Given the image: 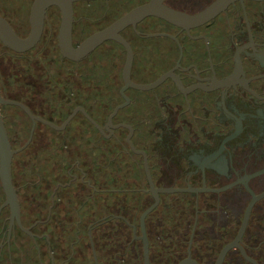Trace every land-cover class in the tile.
<instances>
[{"label":"flooded vegetation","instance_id":"1","mask_svg":"<svg viewBox=\"0 0 264 264\" xmlns=\"http://www.w3.org/2000/svg\"><path fill=\"white\" fill-rule=\"evenodd\" d=\"M152 1L196 14L216 0H64L46 7L32 47L0 40V95L14 102L0 114L27 229L0 179V264H146L150 182L172 190L144 219L149 264H217L226 247L220 264H264V0L187 27L149 14L80 54ZM34 2L0 0L20 38ZM112 221L125 237L102 248L98 229ZM162 226L167 247L153 255Z\"/></svg>","mask_w":264,"mask_h":264},{"label":"water","instance_id":"2","mask_svg":"<svg viewBox=\"0 0 264 264\" xmlns=\"http://www.w3.org/2000/svg\"><path fill=\"white\" fill-rule=\"evenodd\" d=\"M234 0H216L204 10L196 13V14H187L184 12L176 11L174 9L168 8L167 6L162 5L160 2L152 1L148 4L141 5L127 13L109 28L91 36L88 38L80 47V54L84 55L92 48H94L100 41L103 39L110 37L113 35V32L120 29L124 25L129 23H134L135 21L140 20L142 17L149 15V14H156L166 18L167 20L174 22L179 25L184 26H193L203 24L213 17H215L219 12L224 10L230 3ZM64 0H35L32 13H31V22L33 25L32 31L27 38H20L11 25L7 22L6 19L0 16V40L8 47L15 49V50H24L32 47L39 39L42 26H43V17L45 9L50 4H58ZM71 4V3H70ZM69 4V5H70ZM69 17H71V13H67ZM0 103H14L8 100H5L0 95ZM15 151L11 148V144L9 141V137L7 134V130L4 125V121L2 115L0 114V179L4 188V192L6 194V200L3 206L10 205L12 213L11 219L17 220L19 226L27 232V229H24L21 220H20V209H19V202L15 192V189L12 185V178H11V164L12 158ZM152 193L154 196L155 202L150 206L142 215L141 217V226L143 229V236L144 239V251H145V263L149 264V247H148V240L145 235V227H144V219L146 215L157 205L159 201V193L164 191H171L172 189H157L154 187L153 183L150 182ZM255 198L250 203L249 207H251L254 202ZM247 222V216L244 220L242 228L239 232L237 237L240 238L244 232V228ZM228 247H226L219 259L218 263L223 259L224 254Z\"/></svg>","mask_w":264,"mask_h":264},{"label":"trees","instance_id":"3","mask_svg":"<svg viewBox=\"0 0 264 264\" xmlns=\"http://www.w3.org/2000/svg\"><path fill=\"white\" fill-rule=\"evenodd\" d=\"M7 1V0H6ZM114 226L112 227V229H106V228H103V229H98V233H97V239H99L101 241V243L99 244L102 248H105L103 247L105 245L104 241L108 238L110 239H123L125 236H123V231L121 229H119L117 231L116 227L117 224L115 221H112L111 222ZM153 225V222L152 223H149L148 226L149 228H151ZM111 227V226H110ZM108 231L112 234L111 237L107 236L108 234ZM168 231L166 230V228H164V226H162L159 231L157 232V234H152L153 235V240L151 241L152 243V250H151V253L154 255L157 253V251L161 250V249H164L167 247L166 245H164L163 243H161V241L164 239V235L167 233ZM80 236L81 238L86 242V239L88 238L87 237V231L82 228L81 231H80ZM19 238H29L27 237L24 233H19L18 235ZM168 238V237H167ZM30 239V238H29ZM32 244V243H31ZM86 254H90V252L88 250L85 251ZM31 253L27 254V253H21V261H24L25 263L29 262V261H32V260H35L36 258H38V253H33L32 255H30ZM102 255H105V253H103ZM2 264H5V263H2Z\"/></svg>","mask_w":264,"mask_h":264}]
</instances>
